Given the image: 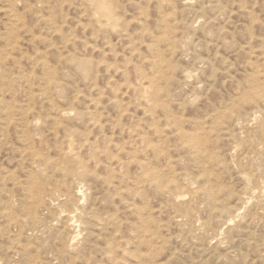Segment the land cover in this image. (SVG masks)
I'll use <instances>...</instances> for the list:
<instances>
[{"label":"rangeland","instance_id":"1","mask_svg":"<svg viewBox=\"0 0 264 264\" xmlns=\"http://www.w3.org/2000/svg\"><path fill=\"white\" fill-rule=\"evenodd\" d=\"M0 264H264V0H0Z\"/></svg>","mask_w":264,"mask_h":264},{"label":"bare ground","instance_id":"2","mask_svg":"<svg viewBox=\"0 0 264 264\" xmlns=\"http://www.w3.org/2000/svg\"><path fill=\"white\" fill-rule=\"evenodd\" d=\"M95 5H96V4H95ZM10 16H11V15H10ZM41 178H42V177H41ZM41 180H42V179H41ZM43 182H44V181H43ZM37 183H38V182H37ZM43 187H44V186H43ZM38 189H39V188H38ZM42 189H43V188H42ZM187 189H188V188H187ZM37 191H38V190H37ZM187 191H189V189H188ZM40 192H41V190H40ZM40 192H39V193H40ZM43 192H44V191H43ZM45 192H46V191H45ZM45 192H44V193H45ZM48 192L50 193L49 190H48ZM51 192H52V191H51ZM53 192H54V191H53ZM192 192H193V191H191V193H192ZM56 193H57V192H56ZM189 193H190V191H189ZM50 194H51V193H50ZM52 194H53V193H52ZM40 195H43V194H40ZM54 195L56 196V194H54ZM54 195H52V196H54ZM38 196H39V195H38ZM43 196H44V195H43ZM46 198H47V197H46ZM50 198H51V197H50ZM52 198H53V197H52ZM55 198H56V197H55ZM40 200H41V199H40ZM40 200H39V201H40ZM50 200H51V199H50ZM55 200H56V199H55ZM41 201H42V200H41ZM41 204H42V203H41ZM72 242H73V241H72Z\"/></svg>","mask_w":264,"mask_h":264}]
</instances>
